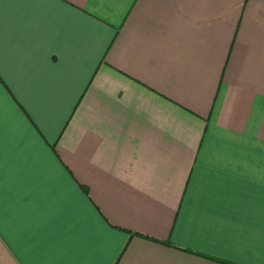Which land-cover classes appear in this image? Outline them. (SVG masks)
I'll return each mask as SVG.
<instances>
[{"label": "crops", "instance_id": "1", "mask_svg": "<svg viewBox=\"0 0 264 264\" xmlns=\"http://www.w3.org/2000/svg\"><path fill=\"white\" fill-rule=\"evenodd\" d=\"M218 262L264 264V0H0V264Z\"/></svg>", "mask_w": 264, "mask_h": 264}, {"label": "trees", "instance_id": "2", "mask_svg": "<svg viewBox=\"0 0 264 264\" xmlns=\"http://www.w3.org/2000/svg\"><path fill=\"white\" fill-rule=\"evenodd\" d=\"M140 237L146 238V237H144V236H140ZM146 239H147V238H146ZM149 240H151V241H155V242H158V243L163 244V245H166V246H168V247H174V248H177L175 245H173L172 243H170V242H168V241H166V242H159V241H156V240H153V239H149ZM177 249H178V248H177ZM180 250H182V251H184V252H186V253L195 254L194 252H192V251H190V250H186V249H180ZM195 255H198V256H200V257H202V258H205V259H208V260H211V261H216V260H213V259L210 258V257L202 256V255H199V254H195ZM218 263L226 264L225 262H218Z\"/></svg>", "mask_w": 264, "mask_h": 264}]
</instances>
